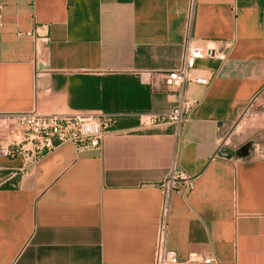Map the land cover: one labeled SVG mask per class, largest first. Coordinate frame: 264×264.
Returning a JSON list of instances; mask_svg holds the SVG:
<instances>
[{"label": "crops", "instance_id": "1", "mask_svg": "<svg viewBox=\"0 0 264 264\" xmlns=\"http://www.w3.org/2000/svg\"><path fill=\"white\" fill-rule=\"evenodd\" d=\"M189 1L0 0V116L122 117L100 148L0 153V264H154L174 163L194 186L173 195L168 247L264 264V114L246 111L264 89V0H196L195 38L228 57L197 62L215 76L187 88L181 128L139 118L180 104L160 72L181 66Z\"/></svg>", "mask_w": 264, "mask_h": 264}, {"label": "built area", "instance_id": "2", "mask_svg": "<svg viewBox=\"0 0 264 264\" xmlns=\"http://www.w3.org/2000/svg\"><path fill=\"white\" fill-rule=\"evenodd\" d=\"M196 0H190L186 13L183 53L179 68L160 72L165 87L181 94L180 104L168 113L141 115L143 124L173 122L181 128L188 119L194 106L192 101L185 99L187 88L194 84L208 86L212 83L215 73L197 67V62L206 58L226 60L228 53L215 46L202 47L194 36V16ZM247 112L264 114V89L259 92L248 105ZM0 127L2 139L0 153L12 154L18 151L17 140L31 144L28 149L31 160L51 151L59 145L73 143L78 150L100 148L105 135L117 129L122 117L107 113H74V114H43L37 110L23 113L3 114ZM10 119L11 123H6ZM194 186L193 178L176 163L168 176L161 182L162 206L160 212L159 232L156 243L154 264H194L198 262L217 264L211 256L191 253L185 259L168 247L167 238L172 209V198L175 193H189Z\"/></svg>", "mask_w": 264, "mask_h": 264}, {"label": "rangeland", "instance_id": "3", "mask_svg": "<svg viewBox=\"0 0 264 264\" xmlns=\"http://www.w3.org/2000/svg\"><path fill=\"white\" fill-rule=\"evenodd\" d=\"M250 115H252V112H250ZM249 118H250V120H251V116H249ZM1 133V132H0ZM0 137H2V136H0Z\"/></svg>", "mask_w": 264, "mask_h": 264}, {"label": "trees", "instance_id": "4", "mask_svg": "<svg viewBox=\"0 0 264 264\" xmlns=\"http://www.w3.org/2000/svg\"><path fill=\"white\" fill-rule=\"evenodd\" d=\"M120 123H121V121L118 123L117 127H120V125H121Z\"/></svg>", "mask_w": 264, "mask_h": 264}, {"label": "water", "instance_id": "5", "mask_svg": "<svg viewBox=\"0 0 264 264\" xmlns=\"http://www.w3.org/2000/svg\"><path fill=\"white\" fill-rule=\"evenodd\" d=\"M226 152V151H225ZM227 156H230V153L229 154H227Z\"/></svg>", "mask_w": 264, "mask_h": 264}]
</instances>
